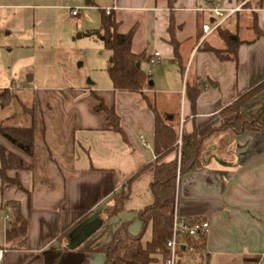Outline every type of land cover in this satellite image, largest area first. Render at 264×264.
I'll use <instances>...</instances> for the list:
<instances>
[{"label": "crops", "instance_id": "obj_1", "mask_svg": "<svg viewBox=\"0 0 264 264\" xmlns=\"http://www.w3.org/2000/svg\"><path fill=\"white\" fill-rule=\"evenodd\" d=\"M102 8H112L118 30L132 32V50L144 53L140 63L148 82L144 91L159 113L173 116L177 140L183 134L213 130L200 143L199 167L178 178L174 205L180 218L208 221L205 250L202 256L179 255L178 264L192 260L194 264H264V132H237L227 125L235 114L226 110L240 94L264 80V35L251 41L249 21L242 28L238 17L226 19L221 27L244 41L237 48L235 63L217 53L224 49L218 30L203 38L201 26L212 17L201 0H172L171 7L169 0H111ZM255 13L257 26L264 31V11ZM154 51L160 53L157 64L150 63ZM185 72V81H204L193 108L185 82L183 87L179 84V75L183 78ZM91 92L114 108L127 141L108 127L106 114L96 110L98 102ZM33 96V155L0 136V145L23 160L17 176L29 192L0 181V204L17 201L27 219L25 243L21 237L7 241L9 218L4 211L0 264H80L84 260L102 264V253L82 247L90 241L94 246L107 244L126 221L129 232L137 234L141 229L137 212L153 202L154 114L138 93L116 90L111 81L105 86L92 82L38 89ZM254 109L246 105L241 111L251 114ZM22 121L5 113L0 117L1 125L26 124L24 115ZM180 151L177 145L161 162L178 161ZM139 170L123 211L70 249L73 239L68 234L74 225L119 192ZM7 175L14 177L15 171L7 170Z\"/></svg>", "mask_w": 264, "mask_h": 264}, {"label": "trees", "instance_id": "obj_2", "mask_svg": "<svg viewBox=\"0 0 264 264\" xmlns=\"http://www.w3.org/2000/svg\"><path fill=\"white\" fill-rule=\"evenodd\" d=\"M205 8L210 7L213 3H221V0H201ZM241 0H233L231 5ZM169 6H172V0H169ZM100 15V25L96 29L87 30L83 34L97 38L103 43L104 48L109 51L111 61L106 68L110 78L112 88L116 90L138 93L152 110L154 114V137L153 150L156 154L154 164V177L150 184L153 194V202L140 209L137 212V218L141 222L140 231L132 235L129 230V222H123L120 227L113 233L111 240L102 246H94V241H90L82 250L100 252L104 255L105 260L102 264H163L166 257L165 244L171 235L173 224V213L176 199V187L178 178L189 171L197 169L200 165L198 160L199 147L203 137L213 131L202 134L191 133L181 137V154L179 163L177 159L168 162H161V159L177 147V130L173 122V116L159 113L153 100L145 93L148 87L146 72L136 63L144 60V53H136L132 50V32L122 33L118 30V22L112 11L105 13L103 8ZM243 14L250 15V24L248 27L253 31L255 40L264 31L257 26V14L255 12H241L235 16L240 17ZM219 36L224 42V49L217 51L222 54L223 59L233 60L237 63V48L241 41L235 32L219 27ZM171 34L170 42L174 46L176 58L177 47L173 39L171 25L169 26ZM207 49L213 50L210 47ZM179 71L184 73V67L179 65ZM204 81H185V92L190 100L192 108L199 93L203 90ZM262 95L259 99L256 96ZM91 95L97 100L96 110L103 111L106 114L107 125L110 129L117 132L124 141H127V135L119 123V117L113 107H108L102 98L91 92ZM12 98L8 88L0 90V106H7ZM253 100V101H252ZM249 109L256 107L251 114H245L241 111L243 106ZM22 111L27 114L26 124H0V136L8 142L19 148L24 153L32 156L34 153V104L31 100L30 106L21 102ZM235 117L227 124L237 132L244 130L264 132V80L256 86L240 94L237 99L226 108ZM24 167L21 157L12 152H7L0 145V181L1 184H12L19 190L29 192L24 189L20 183L17 172ZM7 170H14L15 176L9 177ZM139 170L135 175L130 177L124 184V187L102 204L98 209L91 211L78 221L72 229L84 221L87 217L97 212V216L104 224L108 219L123 211L124 201L129 196V190L132 182L140 173ZM0 211L7 212L8 225L5 231L7 241L22 238L25 243L27 231V219L20 211L17 201L9 200L0 204ZM149 228V238L143 241L144 234ZM71 229V230H72ZM70 230V231H71ZM183 244L194 247L193 253H187L184 246L181 245L179 255L187 253L193 256H202L205 250L206 235L199 234L197 237L183 236ZM80 264H89L87 261H81Z\"/></svg>", "mask_w": 264, "mask_h": 264}, {"label": "rangeland", "instance_id": "obj_3", "mask_svg": "<svg viewBox=\"0 0 264 264\" xmlns=\"http://www.w3.org/2000/svg\"><path fill=\"white\" fill-rule=\"evenodd\" d=\"M110 1L0 0V90L8 88L12 95L7 106H0V117L5 113L22 123L24 115L27 120L21 102L28 107L31 100L34 104L38 89L81 86L88 80L98 86L110 84L109 51L97 38L83 34L99 27L100 9ZM72 9H77V15L71 14ZM238 21L242 28L250 23L247 15ZM185 79L186 72L183 78L179 75L180 86ZM14 83L19 88L10 89ZM4 214L0 211V219ZM149 233L147 229L143 241Z\"/></svg>", "mask_w": 264, "mask_h": 264}, {"label": "built area", "instance_id": "obj_4", "mask_svg": "<svg viewBox=\"0 0 264 264\" xmlns=\"http://www.w3.org/2000/svg\"><path fill=\"white\" fill-rule=\"evenodd\" d=\"M105 13L108 14L112 11V8H105ZM205 10L211 15V19L206 23L202 24V30L204 33L203 38L216 31L224 21L237 13L241 12H258L264 11V0H241L238 3L231 5H223L218 2L213 3L210 7L205 8ZM72 15L77 14V9L71 10ZM160 53L154 51L153 57L150 59L151 64H157L159 62ZM18 83H14L10 86V89L19 88ZM177 145L181 147V137L177 140ZM181 152V151H180ZM181 154V153H180ZM180 155L178 158L179 163ZM209 230V223L203 219H184L178 217L173 213V224L171 235L167 239L165 244L166 257L163 264H175L178 256L180 246L183 245L187 253H193L194 247L190 245L183 244V236L197 237L199 234L206 235ZM2 257V250H0V259Z\"/></svg>", "mask_w": 264, "mask_h": 264}, {"label": "water", "instance_id": "obj_5", "mask_svg": "<svg viewBox=\"0 0 264 264\" xmlns=\"http://www.w3.org/2000/svg\"><path fill=\"white\" fill-rule=\"evenodd\" d=\"M136 66H140V63H136ZM27 80L30 81V75ZM87 83L92 84V81L88 80ZM101 223V220L97 217V212L87 217L68 234L69 239H73L69 248L73 249L79 245L87 236L99 228Z\"/></svg>", "mask_w": 264, "mask_h": 264}]
</instances>
